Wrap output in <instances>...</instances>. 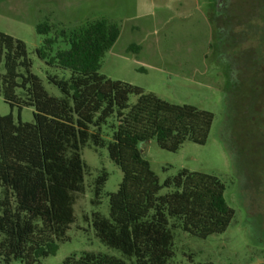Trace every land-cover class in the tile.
<instances>
[{
  "label": "trees",
  "instance_id": "trees-1",
  "mask_svg": "<svg viewBox=\"0 0 264 264\" xmlns=\"http://www.w3.org/2000/svg\"><path fill=\"white\" fill-rule=\"evenodd\" d=\"M209 1L213 57L228 78L226 143L231 152L240 151L238 136L249 135V99L264 103V0H223L220 9L217 0ZM36 32L44 38L35 56L60 97L51 96L33 73L26 44L0 32V97L12 109L34 110L32 123L0 116V264H43L68 240L90 174L82 157L89 145L106 148L123 175L109 194V215L95 212L91 219L96 238L120 256L83 252L61 264H174V229L199 239L226 232L235 213L218 178L183 169L161 183L142 152L153 140L173 153L186 142L205 145L214 116L100 74L121 34L116 23L98 20L52 35L46 22ZM53 70L67 71L69 78ZM107 179L102 172L94 182L96 204ZM163 189L171 191L161 195Z\"/></svg>",
  "mask_w": 264,
  "mask_h": 264
},
{
  "label": "rangeland",
  "instance_id": "rangeland-1",
  "mask_svg": "<svg viewBox=\"0 0 264 264\" xmlns=\"http://www.w3.org/2000/svg\"><path fill=\"white\" fill-rule=\"evenodd\" d=\"M211 4L209 0H0V32L26 44L33 73L51 96L60 97L59 89L47 81L49 69L35 56L44 38L36 27L48 22L55 35L98 20L118 24L120 37L103 58L100 74L168 103L193 106L214 116L205 145L186 142L174 153L162 150L155 140L142 147L161 183L183 169L218 178L235 213L226 232L207 239L174 229V264H264V133L240 135L241 150L231 152L228 148L224 130L228 78L213 57ZM60 47L66 49L67 45L60 43ZM51 72L69 78L67 71ZM135 101V97L130 100ZM33 112L32 108L12 109L0 97L1 117L12 115L16 123H32ZM111 134L105 127L106 139L110 140ZM82 157L90 174L85 178L84 193L76 200L75 223L67 232L68 240L60 244L55 256L43 259V264H61L83 252L120 256L96 238L91 219L95 212L109 215V194L118 190L123 175L106 148L96 151L89 145ZM102 172L108 179L101 203L96 204L94 182ZM170 191L163 189L160 194Z\"/></svg>",
  "mask_w": 264,
  "mask_h": 264
},
{
  "label": "flooded vegetation",
  "instance_id": "flooded-vegetation-1",
  "mask_svg": "<svg viewBox=\"0 0 264 264\" xmlns=\"http://www.w3.org/2000/svg\"><path fill=\"white\" fill-rule=\"evenodd\" d=\"M223 0H217V7L220 9L224 7ZM236 64L234 66V76L237 77L236 72ZM252 98V97H251ZM260 104V105H258ZM244 115L247 117L249 121V125L247 127V134L253 135L257 133H264V103H258L254 99H249V107L244 112ZM259 125V126H258Z\"/></svg>",
  "mask_w": 264,
  "mask_h": 264
}]
</instances>
